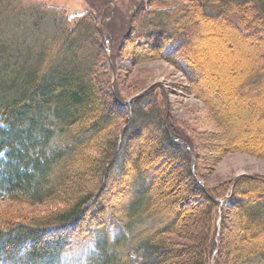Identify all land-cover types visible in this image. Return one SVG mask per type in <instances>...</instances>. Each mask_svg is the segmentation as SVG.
Listing matches in <instances>:
<instances>
[{"label":"trees","instance_id":"obj_1","mask_svg":"<svg viewBox=\"0 0 264 264\" xmlns=\"http://www.w3.org/2000/svg\"><path fill=\"white\" fill-rule=\"evenodd\" d=\"M157 1L156 7L137 6L122 35L113 7L72 14L46 3L0 0V200L50 208L0 228V264H178L188 257L193 264H229L232 217L247 233V247L237 248L246 251L245 262L264 264V241L256 240L264 232V178L209 188L200 146L174 127L167 102L148 91L126 103L112 83L120 57L167 62L183 73L222 135L233 138L226 94L200 87L211 77L202 40L210 28L228 27L258 39L250 44L259 50L264 0ZM255 79H246L244 90L251 91ZM146 130L158 135L157 148L134 158L131 137ZM262 142L242 147L264 157ZM158 152L165 155L160 173L146 165ZM167 165L182 177L173 182L167 205L153 207L164 193L168 179L158 174ZM111 177L116 190L132 189L125 215L101 201ZM159 219L168 222L158 226Z\"/></svg>","mask_w":264,"mask_h":264},{"label":"rangeland","instance_id":"obj_2","mask_svg":"<svg viewBox=\"0 0 264 264\" xmlns=\"http://www.w3.org/2000/svg\"><path fill=\"white\" fill-rule=\"evenodd\" d=\"M28 1L63 7L69 9L72 14H80L85 11L96 12L95 9L97 6V11L99 13H104L108 11V8L113 7V10L115 9L117 13V19L114 25L123 35L126 24H128L132 14L136 12L135 9L137 6L143 7L147 6V4L151 6L153 2L157 0ZM102 1H106L107 6L104 5ZM154 7H156V5ZM101 18L103 21V17ZM105 22H108V20H105ZM215 28L216 30L210 28V31L205 32L204 37H206L202 40V46H204L205 51L201 54L205 62L206 71L211 77L203 78L200 87L207 91H213L215 88H218L226 94L225 99L229 104L226 109L229 120L228 123L233 134H236L233 138L222 135L220 129L210 117L208 109L203 101L191 91L190 85L187 83V79L184 77L183 73L167 62L153 60L134 63L129 57H120L115 60L116 67L119 69L118 73L112 78V83H116V88L122 95V98L126 100V103L131 102L135 97L148 91H152L156 97L163 102H167L169 115H171L175 122L174 127L187 137L192 138L193 141L200 146L202 158L201 171L205 176L204 180L209 188L229 185L231 182L233 183L241 177H249L251 179L264 178V157L257 155L255 149L247 152L244 147H242L245 143L260 145V143L264 141V115L258 118L260 114L264 113V74L260 76L261 68L264 67V61L260 58V54L264 52V42L260 41L261 48L257 50L250 43L256 40L259 41L258 39L244 38L228 27L222 28L215 26ZM229 38L230 40H228ZM130 44L133 45L132 41ZM107 48L110 49L109 44ZM109 54L111 53L109 52ZM252 77L256 78L252 84L254 88H251V91L244 90L246 79ZM103 95L105 96V94ZM124 115L126 114L122 113V116ZM123 120L124 119H121V122H119L120 127L124 124ZM149 132H151V130H146L139 139L135 136L131 137L133 141L131 143L132 147H130V153H133L132 156H134V158H136L135 156H137V154H139L140 157L145 155L148 157L150 153L147 151L151 152L157 146L156 143H158V141L155 142V140L159 139L158 135L153 137L155 134L152 135V133ZM215 135L220 136L214 137ZM227 142L234 147L233 150L228 149ZM235 147L237 148L235 149ZM164 158V154L160 155L159 152L158 154L153 153L150 158H147L146 165L156 168V171L160 173L164 168ZM140 166H142V164H140ZM166 170L167 171L164 172L163 175L158 174V177L166 176L168 181L165 183L162 182V185L159 182L156 183L157 185H161L164 193L162 196L154 195L155 200L153 202V207L159 208L162 207L161 205L163 204L167 205V202H169L167 196L173 193V182L178 181V179L182 177L178 168L174 169L172 165H167ZM138 175L139 172H135L136 181ZM182 184L184 183L182 182ZM113 185L114 178L111 177L109 183L111 187L108 191L104 192L101 201L108 205L107 210H110L114 215L119 213L125 215L126 207L129 202L128 197L132 189L130 185H128L129 192L122 193L121 186L116 190V188H113ZM157 185L155 188L160 187V185ZM185 185H187V182ZM260 185L261 184L257 182L256 185L250 186L251 188H256ZM182 188L184 187L182 186ZM49 211L50 208L44 206H32L14 202L9 199L0 200V228L5 227L9 223L27 221L40 217ZM164 213L165 216L167 212ZM86 216L89 215L87 214ZM199 216L200 215H197L195 220H199ZM202 216L203 215H201V217ZM164 220L165 219H159L156 224L162 226L168 222V220ZM247 225L249 227L248 229L252 232L254 225L249 223H247ZM241 226L242 225L239 224L236 217L230 219L228 227L233 233L232 236H234L231 237L232 241L228 240L229 246L227 250L229 254V264H247L245 262L246 251L240 252L238 250L247 247L246 242L243 240L247 233H245L246 231H244ZM86 229H88L87 231L89 232L92 228L89 229L88 226ZM260 229H264L263 226ZM251 232H249L248 235H250ZM84 235L87 236V233L81 234L82 237H84ZM193 235L197 241L200 239V231H198V229L195 230ZM176 238L177 237H174L173 239L177 240ZM256 240L264 241V232L259 235V237H256ZM180 243H183L186 247L189 245L188 240H180ZM241 250L244 251V249ZM192 260L193 258L188 257V260L180 259L177 263H194Z\"/></svg>","mask_w":264,"mask_h":264},{"label":"water","instance_id":"obj_3","mask_svg":"<svg viewBox=\"0 0 264 264\" xmlns=\"http://www.w3.org/2000/svg\"><path fill=\"white\" fill-rule=\"evenodd\" d=\"M108 50H109V48H108Z\"/></svg>","mask_w":264,"mask_h":264}]
</instances>
